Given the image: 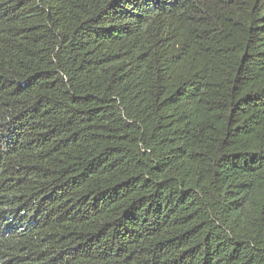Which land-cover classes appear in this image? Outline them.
I'll list each match as a JSON object with an SVG mask.
<instances>
[{"label":"trees","instance_id":"16d2710c","mask_svg":"<svg viewBox=\"0 0 264 264\" xmlns=\"http://www.w3.org/2000/svg\"><path fill=\"white\" fill-rule=\"evenodd\" d=\"M0 264H264V0H0Z\"/></svg>","mask_w":264,"mask_h":264}]
</instances>
